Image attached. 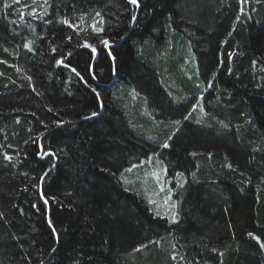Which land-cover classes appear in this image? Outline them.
<instances>
[{"label":"trees","instance_id":"1","mask_svg":"<svg viewBox=\"0 0 264 264\" xmlns=\"http://www.w3.org/2000/svg\"><path fill=\"white\" fill-rule=\"evenodd\" d=\"M0 264H264V0H0Z\"/></svg>","mask_w":264,"mask_h":264},{"label":"rangeland","instance_id":"2","mask_svg":"<svg viewBox=\"0 0 264 264\" xmlns=\"http://www.w3.org/2000/svg\"><path fill=\"white\" fill-rule=\"evenodd\" d=\"M172 48V47H171ZM174 48V47H173ZM181 44L177 42L175 49L180 54ZM181 57V60H180ZM173 61H177L183 66L179 68L181 70L180 76L183 77L181 83L178 78L174 79L175 83L181 90L190 92L192 88H198L197 85L191 84L193 80V62L185 55L176 56ZM186 65H184V64ZM198 101L202 103V97L198 98ZM203 107V106H202ZM151 156L149 163H145L142 167H133L128 169L122 175V182L128 189L135 190L148 201L151 210L160 216L167 218L170 221H175L176 216V203L172 194V186L165 180V173H161V165L155 158Z\"/></svg>","mask_w":264,"mask_h":264},{"label":"snow or ice","instance_id":"3","mask_svg":"<svg viewBox=\"0 0 264 264\" xmlns=\"http://www.w3.org/2000/svg\"><path fill=\"white\" fill-rule=\"evenodd\" d=\"M131 3H134L135 4L136 3V0H131Z\"/></svg>","mask_w":264,"mask_h":264}]
</instances>
